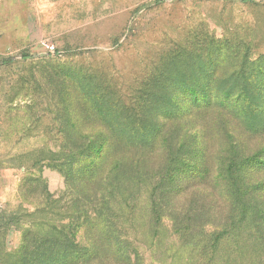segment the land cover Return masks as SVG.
<instances>
[{
    "label": "trees",
    "instance_id": "16d2710c",
    "mask_svg": "<svg viewBox=\"0 0 264 264\" xmlns=\"http://www.w3.org/2000/svg\"><path fill=\"white\" fill-rule=\"evenodd\" d=\"M150 58L130 93L115 100L104 84L72 70L60 75L61 99L76 107L67 124L104 130L66 135L89 143L61 157L72 225L24 242L9 257L14 264H144L108 221L114 200L127 197L147 196L159 227L169 211L177 210L170 218L178 225L195 212L215 214L213 241L207 235L208 246L197 248L205 254L227 253L231 229H246L255 248L264 243V55L254 59L238 39L199 27ZM178 198L187 200L179 214ZM79 230L90 244L77 242Z\"/></svg>",
    "mask_w": 264,
    "mask_h": 264
},
{
    "label": "rangeland",
    "instance_id": "374dc122",
    "mask_svg": "<svg viewBox=\"0 0 264 264\" xmlns=\"http://www.w3.org/2000/svg\"><path fill=\"white\" fill-rule=\"evenodd\" d=\"M199 27L238 39L254 59L264 55V0H0V264H14L9 257L24 242L71 227L61 157L65 149L89 143L66 135L104 130L98 122L75 130L67 124L76 107L61 99L62 72L104 84L118 94L112 100L120 99V90L129 94L143 77L145 58ZM186 201L177 199V214ZM114 202L108 221L144 264L263 262L264 243L260 239L255 248L246 229L228 230L227 253L199 251L208 246L207 235L213 241L215 214L195 212L192 222L178 225L172 219L177 210L169 211L159 227L147 196ZM90 238L78 231L81 245Z\"/></svg>",
    "mask_w": 264,
    "mask_h": 264
}]
</instances>
